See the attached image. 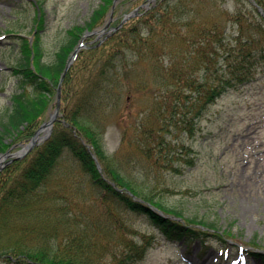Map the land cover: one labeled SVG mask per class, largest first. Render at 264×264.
Instances as JSON below:
<instances>
[{
	"label": "trees",
	"instance_id": "obj_1",
	"mask_svg": "<svg viewBox=\"0 0 264 264\" xmlns=\"http://www.w3.org/2000/svg\"><path fill=\"white\" fill-rule=\"evenodd\" d=\"M112 1L104 0L84 25H74L52 61L44 59V21L38 22L32 40L22 37L21 56L14 68L21 89L12 95L11 107L0 119V153L16 141L31 139L51 97L56 96L69 55L86 29L104 22ZM196 1L199 4L194 5ZM227 1L158 0L111 35L106 42L109 49H84L62 87L63 99L74 95L70 108L56 121L47 140L0 171V219L7 217L5 212L16 200L48 181L61 158L70 153L80 167L77 181L83 177L104 199L116 203L126 214L135 213L160 226L170 239L194 241L219 236L214 221L182 216L180 210L136 189L137 182L134 186L124 174L116 155L113 161L118 167L107 158L99 133L105 128L107 114L121 110L119 102L127 90L149 97L141 124L145 141L153 137L163 140L165 133L174 129L194 135L197 123L212 104L264 68V15L250 0ZM256 1L264 8V0ZM141 64L144 69L139 68ZM83 139L97 155L103 173ZM142 151L151 152L149 148V152ZM129 191L143 200L135 199ZM150 204L184 221L161 215ZM111 226L104 230L109 231V237L115 232ZM98 227L103 230L102 225ZM116 230L123 233V249L109 250L115 264L136 263L155 242L154 237H144L147 241L142 244L130 239L124 220ZM81 231V238L91 239L92 244L79 237L77 244L65 247L49 239L0 247V264H99L97 259H102L110 243L103 244L102 237L94 241L87 225Z\"/></svg>",
	"mask_w": 264,
	"mask_h": 264
},
{
	"label": "rangeland",
	"instance_id": "obj_2",
	"mask_svg": "<svg viewBox=\"0 0 264 264\" xmlns=\"http://www.w3.org/2000/svg\"><path fill=\"white\" fill-rule=\"evenodd\" d=\"M103 2L0 0V119L11 107L12 95L21 89L20 76L14 67L21 56L22 37L32 38L38 22L45 21L44 59L52 61L68 31L76 24L84 25ZM115 2L112 16L107 15L101 23L111 21L103 36L112 32L111 26L127 12L134 11L127 21H135V9L143 11L149 3L147 0ZM197 4L198 1L194 3ZM80 39L84 44L79 47L78 55L90 47L109 49L108 38L100 44L96 35ZM139 68L144 66L141 64ZM141 94L125 90L119 102L121 110H111L103 131L99 128L107 158L117 166L113 161L116 155L123 163L124 174L132 179L134 186L137 182L135 188L141 193L147 192L180 210L182 216L214 221L219 236H209L208 240H197L192 245L186 240L165 242L157 225L135 214H126L116 203L92 190L83 177L77 181L80 167L74 156L66 153L48 181L16 200L5 212L7 217L0 219V247L41 243L47 239L60 247L75 245L81 238V229L87 225L92 228L94 241L102 237L103 244L110 243L97 262L115 264L109 250L123 249V233L116 229L124 220L130 239L139 243L146 240L144 237L156 239L154 248L138 264H264V69L260 68L240 89L230 91L212 104L197 123L199 132L195 137L174 129L165 133L163 140L153 137L145 141L141 124L149 97ZM73 97L65 100L62 96L58 117L70 108ZM55 106L56 96H52L39 125L49 119ZM54 127L55 124L52 130ZM44 134L46 129L40 133ZM27 142L12 143L11 146H16L11 151H18ZM148 148L150 154L142 151ZM188 158L194 163H188ZM8 159L1 162L0 171ZM109 225L115 231L110 237L109 231H104ZM82 240L92 244L89 238Z\"/></svg>",
	"mask_w": 264,
	"mask_h": 264
},
{
	"label": "water",
	"instance_id": "obj_3",
	"mask_svg": "<svg viewBox=\"0 0 264 264\" xmlns=\"http://www.w3.org/2000/svg\"><path fill=\"white\" fill-rule=\"evenodd\" d=\"M131 14H128L125 19L122 21V23L120 24V26L123 24V22H125L129 16H131ZM105 28H102V29H99V30H95V31H92V32H88V34H96V33H99V35H102L105 31ZM79 50V46H77L75 48V50L73 51L72 55L69 57L68 61H67V64H66V67L61 75V78H60V81H59V85H58V93H57V106H56V109L55 111L51 114L50 116V119L45 122L36 132V134L34 135V137L32 138L31 142L26 144L21 150L17 151V152H14V153H11L10 151L6 152V153H2L0 155V162L7 158V157H12V158H21L23 157L25 154H27L34 146L35 144L37 143L38 140H41V139H44L45 137H47L50 132H51V129L53 127V123H54V120L56 119L57 115H58V112H59V108H60V103H61V87H62V83H63V80L67 74V71L69 70L73 60H74V57L75 55L77 54ZM44 128H47L48 129V133L43 136V137H39V132L44 129ZM1 168V166H0Z\"/></svg>",
	"mask_w": 264,
	"mask_h": 264
},
{
	"label": "bare ground",
	"instance_id": "obj_4",
	"mask_svg": "<svg viewBox=\"0 0 264 264\" xmlns=\"http://www.w3.org/2000/svg\"><path fill=\"white\" fill-rule=\"evenodd\" d=\"M255 264H260V263H255Z\"/></svg>",
	"mask_w": 264,
	"mask_h": 264
}]
</instances>
